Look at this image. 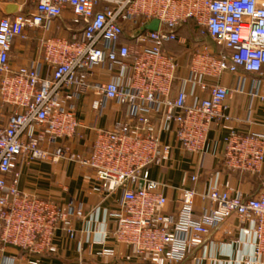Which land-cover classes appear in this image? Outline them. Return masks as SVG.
<instances>
[{
    "label": "built area",
    "instance_id": "2783aa9c",
    "mask_svg": "<svg viewBox=\"0 0 264 264\" xmlns=\"http://www.w3.org/2000/svg\"><path fill=\"white\" fill-rule=\"evenodd\" d=\"M0 1L19 6L0 19V102L10 108L0 124V264L8 248L39 257L57 252L59 231L75 239V223L85 218L81 207L19 187V166L66 161L91 170L106 197L119 196V210L105 212L116 227L97 245H123L144 264H180L235 219L238 239L225 233L231 245L250 244L252 260L264 264V178L252 197L221 181L223 172L264 177V136L230 129L219 160L223 171L209 176L206 191L196 189L209 134L232 121L229 98L246 94L251 104L264 106V0H32L29 10L22 0ZM67 13L81 29L68 28L70 39L42 37L41 59L14 70V41L49 31ZM155 19L158 31L144 32ZM189 21L225 52L198 46L186 65L167 52L166 44L177 40L174 30ZM98 69L111 78L95 79ZM228 75L252 76V89L224 85ZM88 97L98 117L111 102L126 113L110 129L92 127L91 150L82 153L61 142L79 135L76 102ZM177 154L199 157L194 173L179 187L154 179L155 168L175 169ZM116 255L115 248L99 252Z\"/></svg>",
    "mask_w": 264,
    "mask_h": 264
},
{
    "label": "crops",
    "instance_id": "0c3cea01",
    "mask_svg": "<svg viewBox=\"0 0 264 264\" xmlns=\"http://www.w3.org/2000/svg\"><path fill=\"white\" fill-rule=\"evenodd\" d=\"M7 1H0V19L5 16V6L11 5ZM65 20V21H64ZM62 21H56L49 31L36 30L28 32V40L17 39L13 43L10 53V64L14 70L23 66H31L40 58L39 40L42 37L71 38L68 28H72V16L67 13ZM41 73L47 75V68L42 67ZM225 76L223 84L230 88H243L249 91L253 87L252 76ZM111 73L105 69L96 70L95 79L108 81ZM82 122L79 135L71 140H63L62 144L70 145L78 152L88 153L91 150L94 135L91 128L95 125L110 129L117 121L123 119L126 109L119 107L114 102L102 114L97 116L91 110V98H85L76 102ZM229 113L232 117L231 123L223 129H214L209 134V148L203 160V173L196 189L204 192L208 188V178L216 171H223L220 164V156L223 152V138L230 129L241 134H255L264 136V106L259 103L251 104L246 94H234L228 100ZM10 108L0 102V124L7 122ZM199 162L198 156L177 154V164L171 171H160L153 169V178L156 180H168L179 187L184 177L194 173L195 166ZM21 174L19 187L22 191L29 192L40 197L49 198L60 204L73 202L81 207L85 218L75 223L76 237L69 240L67 235L59 231L56 236L55 245L57 252L53 255L32 256L18 249L8 248L3 264H29L30 261H38V264H144V262L132 256L130 249L123 245H116L108 241L103 246L97 245L105 236L112 233L116 227L114 220L105 215L119 210V196L106 197L100 190L95 175L91 170L83 169L73 162H34L30 165L18 167ZM222 182H230L232 186L247 196H254L260 188L264 177L251 175H237L223 172ZM189 183H187V186ZM169 210L175 207L176 193H171ZM198 205H202L198 200ZM99 209V212H95ZM239 222L235 219L224 222L218 230L213 231L207 240V244L197 249L184 262L180 264H262L252 260V247L250 244L238 245L234 239H238ZM231 231L234 239L226 236ZM104 247L115 248L117 255L112 258L99 256ZM132 256L131 260L126 259ZM14 259V260H13Z\"/></svg>",
    "mask_w": 264,
    "mask_h": 264
},
{
    "label": "trees",
    "instance_id": "16d2710c",
    "mask_svg": "<svg viewBox=\"0 0 264 264\" xmlns=\"http://www.w3.org/2000/svg\"><path fill=\"white\" fill-rule=\"evenodd\" d=\"M80 29H81L80 26H74V25L72 26V30L75 32L79 31ZM197 29L201 30V33H203L205 37L208 38V34L204 32L202 29H200V27L196 24V22L189 21L186 25L180 26L176 28V30H174L177 40L167 43L165 46V50L176 56H182V55H187V54L190 55L191 53V51H189L190 42L196 41L199 38V35H198L199 33L196 32ZM179 39H184L186 41V44L181 45L178 41ZM218 48L219 50L216 52H225L223 47L218 46Z\"/></svg>",
    "mask_w": 264,
    "mask_h": 264
},
{
    "label": "rangeland",
    "instance_id": "374dc122",
    "mask_svg": "<svg viewBox=\"0 0 264 264\" xmlns=\"http://www.w3.org/2000/svg\"><path fill=\"white\" fill-rule=\"evenodd\" d=\"M22 3L24 4L25 10L32 9V7H33L32 0H22ZM196 32L199 33L198 34L199 38L196 41L190 42V50L189 51L192 52L196 47L202 46V45H208L214 51H218L219 50L218 45H216V43H214L211 38L205 37V35L203 33H201V30L197 29ZM178 57H179V59L181 60V62L184 65H186L189 62V60H190L189 54L178 56Z\"/></svg>",
    "mask_w": 264,
    "mask_h": 264
},
{
    "label": "water",
    "instance_id": "95a60500",
    "mask_svg": "<svg viewBox=\"0 0 264 264\" xmlns=\"http://www.w3.org/2000/svg\"><path fill=\"white\" fill-rule=\"evenodd\" d=\"M4 11L6 15H13L19 11V6L16 4H11V5L5 6ZM159 27H160V22L155 19V20H152L150 23H148L144 27L143 31L144 32L146 31L156 32L158 31Z\"/></svg>",
    "mask_w": 264,
    "mask_h": 264
}]
</instances>
